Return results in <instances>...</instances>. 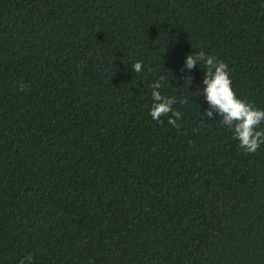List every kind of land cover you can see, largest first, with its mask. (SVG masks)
Segmentation results:
<instances>
[{"label": "trees", "instance_id": "trees-1", "mask_svg": "<svg viewBox=\"0 0 264 264\" xmlns=\"http://www.w3.org/2000/svg\"><path fill=\"white\" fill-rule=\"evenodd\" d=\"M200 51L264 110V0H0V264H264V144L203 116Z\"/></svg>", "mask_w": 264, "mask_h": 264}, {"label": "clouds", "instance_id": "clouds-1", "mask_svg": "<svg viewBox=\"0 0 264 264\" xmlns=\"http://www.w3.org/2000/svg\"><path fill=\"white\" fill-rule=\"evenodd\" d=\"M203 65L205 77L203 79V89L197 90L198 95H203L209 105L204 117L208 120L214 118V113L218 114L223 126L233 132V138L239 142V147L246 153L257 152L264 144V110L259 109L246 99L237 96L232 87L229 65L216 56L206 55L204 51L192 53L186 58L185 66L192 70L197 65ZM132 69L135 73H142L144 65L142 61H137ZM165 77L151 85L153 104L150 116L154 121L163 124L162 117L168 118V124L179 127L176 121L181 118V113L174 109L177 103L176 98L163 95L160 89L163 87ZM192 77L185 78V84L190 86ZM23 90V87H21ZM181 103H188L187 99ZM28 264H32V257L25 258ZM24 264V261H21Z\"/></svg>", "mask_w": 264, "mask_h": 264}]
</instances>
